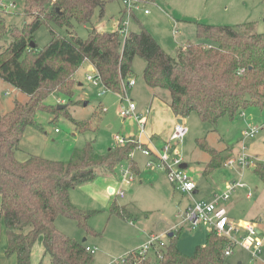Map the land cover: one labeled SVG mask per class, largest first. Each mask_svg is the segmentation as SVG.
Masks as SVG:
<instances>
[{
	"label": "trees",
	"instance_id": "1",
	"mask_svg": "<svg viewBox=\"0 0 264 264\" xmlns=\"http://www.w3.org/2000/svg\"><path fill=\"white\" fill-rule=\"evenodd\" d=\"M22 1L25 20L21 27L8 29L0 7V40L9 34L8 43L0 44V78L28 96L25 102L15 99L9 111L0 110V220L6 236L4 255L15 256L16 264H30L31 249L40 237L43 257H48L49 264H90L92 253L86 250L84 241L57 229L55 219L63 215L73 219L77 226L93 231L87 221L97 211L75 206L70 190L99 175L112 174L123 163L136 173L131 151L138 144L115 143L106 153L99 154L88 142L75 148L67 161L29 153H20L23 155L18 157L25 129L36 125L37 110L64 114L78 131L90 128L88 120L76 121L66 107L56 109L44 104L45 98L56 91L71 97L75 74L87 62L93 70L86 71L85 80L91 73L106 90L120 93L126 79L133 75V58L139 56L145 62V84L168 91V105L176 116L196 112L215 131L220 117L228 115L233 119L250 105H264V32L196 23V40L182 43L175 55H170L142 24L123 39L116 29L92 28L85 38L76 35L72 31L74 23H89L96 8L102 13L103 0ZM51 24L66 28L67 35L56 33ZM41 25L49 28L51 39L38 49L34 33ZM196 144L209 156L203 175H209L231 157L227 149L208 145L205 137L197 139ZM252 169L264 185V161L255 159ZM108 209L109 213L130 219L128 209L115 201ZM176 239L172 233L166 244L151 245V253L159 264H224L225 251L233 248L227 238L213 229L207 230L204 243L196 245L191 254L182 253ZM150 255L148 250L141 258L138 250H133L115 264H150ZM43 257L38 264H42Z\"/></svg>",
	"mask_w": 264,
	"mask_h": 264
},
{
	"label": "rangeland",
	"instance_id": "2",
	"mask_svg": "<svg viewBox=\"0 0 264 264\" xmlns=\"http://www.w3.org/2000/svg\"><path fill=\"white\" fill-rule=\"evenodd\" d=\"M103 1L102 13L96 8L89 23H74L72 31L76 35L85 38L92 28L113 31L118 22L120 25L125 24L128 33L142 24L167 53L175 55L178 44L196 40V23L228 25L246 32H264V0H133L132 13L122 11V0ZM0 7L8 29L21 27L25 20L22 0H0ZM145 9L150 12L149 15L143 13ZM51 27L56 33L67 35L66 28L53 24ZM120 36L124 38V35ZM34 37L38 49L43 47L51 39L49 28L41 25ZM8 41L9 34L6 33L0 44L6 45ZM85 66L82 65L75 74L71 97L58 91L52 92L45 98L44 104L56 109L59 106L66 107V112L76 121L88 120L90 128L78 131L64 114L37 110L34 115L36 125L25 129L17 156L29 153L50 160L67 161L75 148L88 142L95 152L104 154L115 145V135L129 138L128 142L137 144L132 136H138L140 121L145 122L146 128L153 125L161 132V139L170 143L168 163L172 157H180L181 162L188 165L185 170L198 192L189 195L177 190L167 172L148 166L149 158L142 154L139 147H135L131 157L137 164L138 172L130 171L134 180L122 186L124 197L110 196L108 207L89 217L87 223L93 231L77 226L73 219L63 215L55 219L59 224L57 228L77 237L79 241L84 239L85 245L94 248L90 264H114L119 258L147 244L152 236L156 237L153 244L161 246L169 241L170 232L177 237L178 249L184 254H191L196 245L204 243L208 226L201 224L191 229L189 222L182 216L183 209L195 201H210L215 195L221 194L228 183L241 181L245 187L232 192L225 205L236 222L254 221L258 224L261 253L254 258L246 250L235 246L224 264H264V185L252 169L255 159L264 161V105H250L233 119L228 115L220 117L214 126L215 131L210 130L213 126L204 123L196 112L178 117L186 130L180 139L170 141L171 128L176 124L177 116L167 105L168 91L152 89L145 84L142 78L145 62L141 57L135 56L132 60L133 75L129 79H134L135 84L120 93L106 90L102 84L98 87L91 85L85 80ZM101 91L104 93L100 96L98 94ZM27 98L26 94L0 78L2 112L9 111L15 99L25 102ZM126 100L135 104L134 115L139 116L138 120L133 115L120 116L119 108ZM251 128H256L257 132L252 137L246 136L245 132ZM203 137L211 147L227 149L231 155L228 159L243 155L246 162L223 164L209 175H203L202 170L209 156L196 144V140ZM163 145L159 144L158 148L161 149ZM122 165L126 168V163ZM112 175L121 183L123 176L120 165ZM113 201L128 209L130 219L109 213L108 208ZM5 243V229L0 220V264H16L13 256L4 255ZM150 249V264H159ZM31 264L37 262L33 260ZM42 264H49L47 256L43 257Z\"/></svg>",
	"mask_w": 264,
	"mask_h": 264
},
{
	"label": "built area",
	"instance_id": "3",
	"mask_svg": "<svg viewBox=\"0 0 264 264\" xmlns=\"http://www.w3.org/2000/svg\"><path fill=\"white\" fill-rule=\"evenodd\" d=\"M123 8L128 13H131L133 0H122ZM147 13L148 10L145 9L143 11ZM116 30L121 35L126 36L125 24L120 25L118 22L116 25ZM93 70V68H92ZM86 80L93 86L98 87L101 82L98 77L94 75L87 74ZM135 84L134 79L128 80L123 84L122 90L125 91L126 87L133 86ZM104 91L99 92L98 95H103ZM122 99V96H120ZM103 109V108H102ZM135 104L131 101H127L122 104L119 108V114L121 117H126L128 115H133L135 119H139V116L134 115ZM139 133L144 132V122L138 121ZM186 128L183 125V122H176L174 125L172 132L169 136L170 141L180 139ZM257 132L256 128H251L249 131L245 132L246 136L252 137ZM114 141L118 145H124L129 141V138L125 139L119 135L114 136ZM138 146L143 155L148 157L147 165L155 166L160 170H164L167 172L169 178L174 183L177 190L182 193H187L189 195L193 194L197 189L194 181L191 179L189 174L186 172L184 168H181V158L180 157H172L170 160L171 153L169 152L170 143H164L161 149H150L144 147L142 143H139L136 140ZM246 157L243 155H239L238 158H232L225 161L226 164H233L237 162L238 164L245 163ZM121 173L123 176V180L120 183L119 189H116V195L123 197L124 191L122 190V186L128 184L134 180L129 168L120 164ZM249 167V166H247ZM125 187V186H124ZM245 187V184L241 181H235L228 183L226 185V189L219 195H215L210 201H195L192 204H188L182 211L183 218L189 222L191 229L198 228L201 224H206L208 229H213L218 235L227 238L232 244L233 248L235 246H239L240 248L246 250L251 254L252 257L257 258L261 253L262 242L259 238L260 230L258 228V224L254 221L251 222H236L232 219L229 214L227 207L225 205L226 201L230 198L232 192H234L237 188ZM250 195V192L247 194ZM156 237L152 236L151 240L144 244L141 248L138 249V256L143 258L145 254L150 249L151 245L156 241L154 240ZM232 248V249H233ZM232 249H228L225 251V255L229 256L232 253ZM86 250L90 253L94 252V248L86 246ZM161 257V256H159ZM115 264V262H114Z\"/></svg>",
	"mask_w": 264,
	"mask_h": 264
},
{
	"label": "crops",
	"instance_id": "4",
	"mask_svg": "<svg viewBox=\"0 0 264 264\" xmlns=\"http://www.w3.org/2000/svg\"><path fill=\"white\" fill-rule=\"evenodd\" d=\"M144 14L149 15L150 12L148 11L147 13H144ZM179 45H181V44H178V46ZM85 65H86L85 66L86 70H88V71L92 70V66L90 65V63L87 62ZM167 105H168V101H167ZM168 107H169V105H168ZM169 109H170V107H169ZM170 111H171V109H170ZM174 116H176V115L174 114ZM178 119L179 118L177 116L176 122H178ZM144 126H145V122H144ZM172 129L173 128H171V131H172ZM160 133L161 132L156 130L153 125H149L148 128L144 127L143 133H139L138 136H132V138L137 140L139 143H142L144 147L149 148L148 145H146L147 144L146 142H148L149 145H151L152 149H159L158 148L159 144L165 143V139L164 140L161 139V137L159 135ZM208 159H209V157H208ZM184 164H186V163H184ZM187 166L188 165L186 164V167ZM204 166H205V164H204ZM203 169H204V167H203ZM137 172H138V168H137ZM202 173H203V170H202ZM119 187H120V181L118 180V178L114 177L112 174L99 175L94 180H92L91 182L84 183L82 185L76 186L73 189H71L70 190V199H71L72 203L80 209L98 211L100 209H104V208L108 207V205L110 203L109 201L111 200L110 196H112V195L116 196L115 191H116V189H119ZM196 192H198L197 189L194 191V193H196ZM226 207H227L229 216L232 219H234L232 217V215L229 213V207L227 205H226ZM131 222L132 221H130V223ZM55 223H56L55 226L59 225V224H57L56 220H55ZM57 226H56V228H57ZM73 238L76 239L77 237L74 236ZM86 246H90V245H86ZM5 248H6V243H5ZM43 253H44V250H43V246H42V242H41V238H40V240L36 241L35 245L31 249V261L33 262V260H34L38 264V262L43 257ZM13 257L15 258V256H13ZM15 262H16V258H15ZM30 264H31V262H30Z\"/></svg>",
	"mask_w": 264,
	"mask_h": 264
},
{
	"label": "water",
	"instance_id": "5",
	"mask_svg": "<svg viewBox=\"0 0 264 264\" xmlns=\"http://www.w3.org/2000/svg\"><path fill=\"white\" fill-rule=\"evenodd\" d=\"M32 45H33V44H32ZM59 107H60V106H59ZM181 121H182L181 119H178V122H181ZM180 167L185 169V168H186V164L182 163ZM169 235L171 236L172 233L170 232ZM83 241H84V239H83Z\"/></svg>",
	"mask_w": 264,
	"mask_h": 264
}]
</instances>
